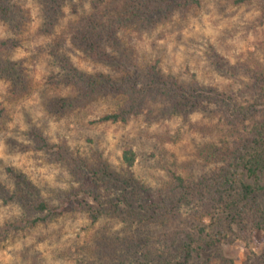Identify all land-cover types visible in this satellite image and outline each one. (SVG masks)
<instances>
[{"label":"rangeland","instance_id":"374dc122","mask_svg":"<svg viewBox=\"0 0 264 264\" xmlns=\"http://www.w3.org/2000/svg\"><path fill=\"white\" fill-rule=\"evenodd\" d=\"M137 1L105 0L99 13L112 23L115 8ZM139 1L147 21L130 19L119 29L120 49L130 54L122 66L70 44L96 0H66L52 29L44 26L42 0L5 1L18 3L24 20L12 28L0 19V40L19 42L1 53L21 62L27 87L14 91L0 77V264H264V231L253 212L245 206L223 213L207 189L192 191L194 182L220 175L235 143L253 132L252 118L227 121L223 110L246 106L250 86L264 77V0ZM62 53L79 71L113 78L156 65L172 80L196 82L206 99L178 112L164 98L148 100L124 122H99L122 106L121 97L77 101L61 81ZM248 112L261 113L259 106ZM125 150L134 153L130 167ZM75 160L88 166V176L101 163L111 172L101 208L91 180L76 175ZM22 178L34 186L27 202L39 195L53 208L45 221L30 223L37 212L8 197ZM181 242L196 251L184 257Z\"/></svg>","mask_w":264,"mask_h":264},{"label":"trees","instance_id":"16d2710c","mask_svg":"<svg viewBox=\"0 0 264 264\" xmlns=\"http://www.w3.org/2000/svg\"><path fill=\"white\" fill-rule=\"evenodd\" d=\"M5 1L0 0V19L12 28H17L24 20L22 9L18 3L9 4ZM65 1L42 0L46 19L43 23L46 29H52L60 22L61 9ZM104 1L96 0L92 4L93 13H90L92 17L87 18L85 27H80L71 32L69 41L71 46H74L88 57L122 66L130 54L124 49H120L119 29L130 19L139 22L147 21V14L142 9V2L139 0L135 6L129 5L130 7H128V4L123 3L120 7L114 9L117 15L114 22L107 23L99 13ZM187 2L198 4L199 0H187ZM16 46H19L17 40H0V77L11 83L12 90L23 91L27 87V78L21 62L4 59L1 53L2 50H10ZM56 55L62 69L61 81L74 89L77 101L86 104L95 97H106L112 94L121 97L122 106L115 112L99 117L97 120L99 122H124L128 117L141 113L148 100L164 98L166 107L178 112L186 110L188 105L194 107V105H198L203 99H206L201 96L202 89L196 82L187 85L172 80L171 77L164 75L156 65H146L134 74L123 69L122 76L113 78L100 72L86 73L79 71L71 64L70 58L65 53ZM215 95L220 96L218 93H215ZM249 95L252 100L248 101L243 108L234 104L237 109L228 110L229 107L226 109L224 107L223 111L227 121L240 123L247 118H252L250 120L255 121L253 132L249 133V137L240 138L239 142L235 143L236 152L232 156V162L222 167L220 175L212 174L208 178H203L200 182L201 185L199 182H194L192 191L201 194L202 189H207L206 194L212 195V197L210 196L211 199H215L216 205L221 207L223 213H231L236 208L241 210L246 206L248 210L253 212L252 220L255 227L264 231V77H262V74L250 86ZM226 97L230 100L233 99L230 95H226ZM67 101H71V98L63 99L64 104H67ZM222 101L220 99V102ZM257 106H259L261 113L255 118V115L248 112V110L256 109ZM231 116L234 120H230ZM123 159L127 166H132L134 153L131 150H125ZM77 162L78 160H75L73 163L76 175L88 177L91 180L92 189L96 193L94 198L98 207L101 208L108 199L107 195H102L101 189L106 187L103 183H105L106 178L110 177L111 172L106 165L101 163L94 167L93 176H88V170H90L88 166L80 167ZM236 169H239V171L236 172ZM10 171L14 173L12 170ZM174 179L177 184L183 185L181 177L174 176ZM18 183L19 180L16 182V188L8 193V197L17 199L26 209L32 208V211L37 212L30 218V223L45 221L51 215L50 210L53 208L51 206L50 208L39 195L35 197L36 201L27 202L26 194L31 191L30 187L34 186L30 182L24 181V178H22V182ZM117 200L120 201L118 198ZM96 209L98 210V208ZM96 209L91 212L93 221L97 218ZM235 215L239 216L240 214L238 212ZM10 227H15V225L10 224ZM179 248L184 257L190 256L192 251H196L186 242H181ZM104 263L105 261H101L98 264ZM137 264H141V262ZM143 264L149 263L144 262Z\"/></svg>","mask_w":264,"mask_h":264}]
</instances>
